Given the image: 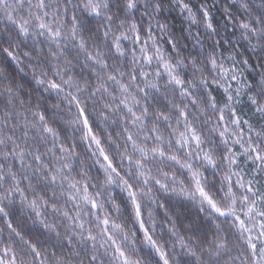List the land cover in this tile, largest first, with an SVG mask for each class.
I'll return each instance as SVG.
<instances>
[{"label":"clouds","instance_id":"clouds-1","mask_svg":"<svg viewBox=\"0 0 264 264\" xmlns=\"http://www.w3.org/2000/svg\"><path fill=\"white\" fill-rule=\"evenodd\" d=\"M264 264V0H0V264Z\"/></svg>","mask_w":264,"mask_h":264},{"label":"snow or ice","instance_id":"snow-or-ice-1","mask_svg":"<svg viewBox=\"0 0 264 264\" xmlns=\"http://www.w3.org/2000/svg\"><path fill=\"white\" fill-rule=\"evenodd\" d=\"M125 264H128L127 259L125 258Z\"/></svg>","mask_w":264,"mask_h":264}]
</instances>
